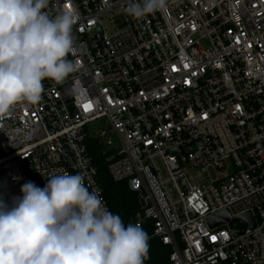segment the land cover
Returning <instances> with one entry per match:
<instances>
[{"label": "built area", "instance_id": "1", "mask_svg": "<svg viewBox=\"0 0 264 264\" xmlns=\"http://www.w3.org/2000/svg\"><path fill=\"white\" fill-rule=\"evenodd\" d=\"M128 4L49 0L75 14L78 71L0 119V193L80 173L112 212L99 147L168 264H264V0H168L141 19ZM223 211L255 226H211Z\"/></svg>", "mask_w": 264, "mask_h": 264}, {"label": "clouds", "instance_id": "2", "mask_svg": "<svg viewBox=\"0 0 264 264\" xmlns=\"http://www.w3.org/2000/svg\"><path fill=\"white\" fill-rule=\"evenodd\" d=\"M168 0H129L126 13L141 19L166 11ZM49 0H0V119L18 104L37 105L43 81L63 83L78 71L75 14L50 17ZM9 203L0 193V264H144L149 234L125 226L89 190L80 174L53 175L43 188L28 181Z\"/></svg>", "mask_w": 264, "mask_h": 264}, {"label": "trees", "instance_id": "3", "mask_svg": "<svg viewBox=\"0 0 264 264\" xmlns=\"http://www.w3.org/2000/svg\"><path fill=\"white\" fill-rule=\"evenodd\" d=\"M94 162L98 168V179L104 190L110 208L118 214L127 226L135 214L140 210L137 193L132 191L127 181H115L110 175L108 163L100 154V148H92ZM149 251L144 264H168L171 249L159 239L149 240Z\"/></svg>", "mask_w": 264, "mask_h": 264}, {"label": "water", "instance_id": "4", "mask_svg": "<svg viewBox=\"0 0 264 264\" xmlns=\"http://www.w3.org/2000/svg\"><path fill=\"white\" fill-rule=\"evenodd\" d=\"M181 151L184 155V160L185 162H188V159L186 157V155L184 154L183 150L181 148H176L174 150V152H179ZM230 218H231V215L228 211H223L215 216H212L209 218V222L211 224V226H218V225H223V224H226V223H229V225L232 227L233 226V221H238L239 219L241 218H246L248 220H251V223H252V226H255V222L253 221V219L251 218L250 214H245L241 217H237V218H234L233 221H230ZM236 235L239 234V232H235Z\"/></svg>", "mask_w": 264, "mask_h": 264}, {"label": "rangeland", "instance_id": "5", "mask_svg": "<svg viewBox=\"0 0 264 264\" xmlns=\"http://www.w3.org/2000/svg\"><path fill=\"white\" fill-rule=\"evenodd\" d=\"M190 168V167H189ZM191 170V172L193 173V174H198V172L199 171H197V170H192V169H190ZM206 174H204V176H205ZM207 183H208V181H207ZM22 195V192H21V188H16V189H13V190H11V191H9L8 193H6L5 194V198H6V200H11V198L12 197H15V196H21Z\"/></svg>", "mask_w": 264, "mask_h": 264}, {"label": "snow or ice", "instance_id": "6", "mask_svg": "<svg viewBox=\"0 0 264 264\" xmlns=\"http://www.w3.org/2000/svg\"><path fill=\"white\" fill-rule=\"evenodd\" d=\"M85 107L87 108L88 106H87V105H85Z\"/></svg>", "mask_w": 264, "mask_h": 264}]
</instances>
